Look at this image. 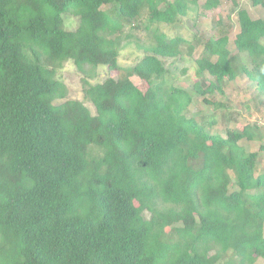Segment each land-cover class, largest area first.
<instances>
[{
	"label": "trees",
	"instance_id": "1",
	"mask_svg": "<svg viewBox=\"0 0 264 264\" xmlns=\"http://www.w3.org/2000/svg\"><path fill=\"white\" fill-rule=\"evenodd\" d=\"M233 4L231 50L230 21L195 30L220 0H0V264L264 259V145H241L262 136L206 97L239 77L264 97V17ZM68 62L93 109L68 99Z\"/></svg>",
	"mask_w": 264,
	"mask_h": 264
},
{
	"label": "rangeland",
	"instance_id": "2",
	"mask_svg": "<svg viewBox=\"0 0 264 264\" xmlns=\"http://www.w3.org/2000/svg\"><path fill=\"white\" fill-rule=\"evenodd\" d=\"M235 0H220L219 8L206 12L202 8H200L199 13V21L197 28L195 29L197 32L201 31L205 36L209 34L212 29V22L219 18L224 19V21H230L232 24V30L230 35L228 36L229 48L233 50V40L235 34L238 32V23L236 20V16L233 15L231 17L230 14L234 13V4ZM240 7L246 8L250 16L253 19L263 18L264 11L259 7H253L251 5V0H236ZM204 14V15H203ZM75 21V20H74ZM74 28L76 26V22L72 25ZM138 57V53L133 49L129 48L123 52L121 56V64H131ZM188 66V67H187ZM188 68V74L184 82H178L179 86L185 88L187 90H191L195 81H197L200 77L197 76L194 64L191 62H183V61H175L173 63V68L177 72V74L181 77L180 72L183 68ZM99 78L98 81L105 79L106 77H114L116 78L117 73L110 72L106 68H101L99 70ZM60 79L67 85L69 89V97L68 99H74L83 102L86 106L92 107L90 102L85 99L84 94L82 92V78L83 74L80 73L76 67L73 66L71 62H68L64 65V68L59 72ZM135 85L142 91H145L147 88V84L138 79L133 78ZM194 93V92H193ZM197 95V94H194ZM206 97L208 99H212L217 103H223L224 107L221 108L220 113L223 110L233 111L238 114L239 119L238 122L232 121L230 123V128L234 130H238L243 127L244 124H253L254 127L257 128L258 132L262 136L261 141L257 142H247L242 141L241 145L245 148L246 152L257 151L260 148V145H264V97L257 91L255 84L251 83L244 77H239L238 79L227 82L224 84L221 91L211 90L206 92ZM202 98H197L198 104L192 105L189 114L193 115H211L214 111L212 106H207L206 104L200 106ZM263 104V105H262ZM218 128V126H216ZM220 128V127H219ZM259 167H264V150L259 153ZM258 264H264V259H260Z\"/></svg>",
	"mask_w": 264,
	"mask_h": 264
}]
</instances>
